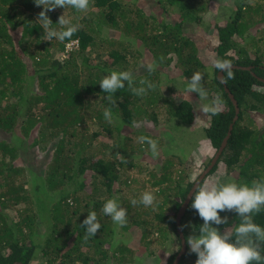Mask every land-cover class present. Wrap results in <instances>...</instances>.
<instances>
[{
	"label": "trees",
	"instance_id": "obj_1",
	"mask_svg": "<svg viewBox=\"0 0 264 264\" xmlns=\"http://www.w3.org/2000/svg\"><path fill=\"white\" fill-rule=\"evenodd\" d=\"M136 1L90 0L89 9H98L85 13L57 7L48 12L53 27H57L55 23L64 11L72 23L79 25L70 40L60 42L42 40L44 31L36 16L43 6H36L34 0H0V264H30L39 252L47 257L55 255L44 264H53L59 255L61 261L57 264H110L104 236L96 234L85 240L81 223L89 212L95 211L100 232L107 234L106 223L111 219L102 213L103 204L115 198L127 209L128 217L133 212L130 201H139L147 187L137 185L145 176L149 177L148 185L164 196L162 206H171L168 213L162 207L155 218L173 227L180 249L177 213L200 176L192 178L191 172L184 171L182 159L187 157L183 158L179 150L177 154L167 148L165 136L169 132L160 135L159 126H194L197 112L193 102L171 97L173 87L163 88L162 70L175 62L187 77L180 86L187 85L194 72L203 73L206 66L198 55L192 29L195 23H203L201 13H210V0H153L154 10L149 13L136 7ZM224 6L228 13L226 22L217 24L215 29L218 60L250 66L251 70L232 68V79L224 74L240 113L218 162L200 184L226 176L228 183L251 185L253 180L264 179V81L259 80L264 77V0L253 4L250 0H228ZM171 14L177 17L172 19ZM106 25L114 30L103 31ZM253 27L260 31V43L256 37L247 41L246 33ZM242 38L250 42L256 54L243 47L239 41ZM72 42L76 43L67 50L66 45ZM94 56L98 59L95 63L91 61ZM144 57L149 58L148 63L155 62L156 69L149 73L145 63L144 70L133 74V86L140 87L139 80L145 79L155 88L137 96L125 82V88L114 94L117 105L112 108L113 122L109 123L103 113L111 106L105 100L107 94L102 91L100 80L111 71L135 69ZM210 71L214 75L206 80L208 76L203 73V85L209 98L213 90L223 100L221 112L210 115L203 126L207 147L215 156L236 109L218 79L219 70L213 67ZM168 80L173 84L177 81ZM91 123L96 130L87 128ZM140 136L157 141V166L148 164L150 146L140 143ZM118 154L127 163H122ZM38 162L45 168L36 167ZM137 162L142 163L140 167ZM210 163L205 161L201 171ZM130 169L141 174L132 181L137 186L131 193L135 191L129 196L115 195L133 184L129 182ZM192 199L193 196L181 222L186 240L194 230L198 234L203 224L190 207ZM21 202H25V208L16 211L15 218L10 216L7 209ZM142 206L139 203L135 208ZM220 215L228 218L227 224L218 226L221 233L234 230L239 223L235 212ZM59 216L63 223L56 220ZM253 219L264 227V208ZM131 221L151 225V220L141 221L138 216ZM111 224L114 230L116 224L112 220ZM49 233L53 234L51 238ZM71 242L73 246L69 247ZM89 246L101 255L99 259L91 256ZM110 247L114 252H125L124 248ZM261 252L264 255V248ZM196 259L187 245L179 264H195Z\"/></svg>",
	"mask_w": 264,
	"mask_h": 264
},
{
	"label": "clouds",
	"instance_id": "obj_2",
	"mask_svg": "<svg viewBox=\"0 0 264 264\" xmlns=\"http://www.w3.org/2000/svg\"><path fill=\"white\" fill-rule=\"evenodd\" d=\"M36 6H43V10L37 16L41 28L44 31L42 40L52 41L56 39L60 42L70 40L79 30V25L72 23L71 18L65 15V11L59 16L53 27L48 12L57 7L64 9L73 8L77 12H86L90 6V0H34ZM74 44V43H72ZM214 67L223 73L220 76L222 82L234 78L232 64L228 60H216ZM146 71L154 72L155 62L145 65ZM219 73V72H218ZM219 79V78H218ZM204 74L194 72L190 79H187L186 91L197 93L199 101L198 107L205 116L218 115L222 110L223 100L216 95L209 98V94L203 85ZM125 82L132 93L137 96L145 95L148 89H154L155 85L145 79H140V87H134V75L130 71H111L104 76L99 84L104 93L105 100L111 106L106 108L103 115L109 122H113L112 108L117 105L114 95L117 90L125 88ZM147 85V88L144 87ZM176 99V96H173ZM140 143H147L153 158L159 156L158 143L156 140L146 136L139 137ZM122 163H127L124 156L118 154ZM183 201H181L182 203ZM130 203L135 206L138 203L145 207L155 206L156 198L153 193L145 191L139 201L132 199ZM190 207L194 209L203 224L199 226L198 234L195 230L187 237L186 243L189 252L195 253L197 259L195 264H260L264 261L261 249L264 248V227L254 222L253 215L259 213L264 208V179L253 180L249 184H237L235 182L221 183L219 179L205 181L203 184H196L193 190V199ZM235 212L240 218L234 230H219L220 225L227 224L228 218L222 217L221 212ZM102 213L110 216L112 221L122 227L127 223V209L118 204L115 198L108 199L102 206ZM215 225V226H214ZM81 226L85 229V237L95 236L101 228L95 211L89 212L82 221ZM184 225L181 226L183 228ZM234 237V241L232 238Z\"/></svg>",
	"mask_w": 264,
	"mask_h": 264
},
{
	"label": "rangeland",
	"instance_id": "obj_3",
	"mask_svg": "<svg viewBox=\"0 0 264 264\" xmlns=\"http://www.w3.org/2000/svg\"><path fill=\"white\" fill-rule=\"evenodd\" d=\"M253 4L256 0H250ZM211 2V3H210ZM154 3L153 0H137L136 7H141L145 10L146 13H149L154 10V6H152ZM228 0H210L209 1V12L210 13H201L203 14V23H195L193 25V36L196 40L197 46H198V55L200 59L203 61L204 65L206 66L205 70L203 71L204 74H207L208 78L206 80H210V77L214 75L213 71H210L211 68L214 67V62L218 60V54L215 51V44L217 42V31L215 30L217 27L216 25H223L226 22L227 19V11L224 6V4H227ZM217 4V5H216ZM216 5V6H215ZM90 9L97 10L98 8L96 6H91ZM88 9V10H90ZM87 12V11H86ZM85 13V12H84ZM38 16V15H37ZM36 16V17H37ZM172 19L177 17L175 14L169 15ZM261 26V25H259ZM109 26H104L103 31H106L108 33L112 32L114 29H108ZM250 31L246 33V36H248L247 41L254 40L256 37V41L259 43L262 41L261 38H257L260 35V31L258 32L255 27L250 28ZM199 36L200 39L198 38ZM246 39V38H245ZM245 39L239 40L244 48L248 49L251 54H256V49L251 47L249 43H246ZM76 43V42H72ZM72 43H69L66 45L67 50H71V47L74 46ZM256 43V44H259ZM146 56V55H145ZM262 56V55H260ZM98 58V56H97ZM105 58V57H104ZM103 58V59H104ZM255 58V57H253ZM264 60V57H262ZM98 59L95 58V56L91 59L93 63H95ZM149 58L144 57L143 63L139 66H135V69H129L130 72L133 74H138L139 70L143 69V65L148 63ZM163 76V88H167L168 86L173 87L172 96H176V100H189L193 102L195 106V111L197 112V122L194 126H186V125H174L170 128L166 126V124H162L159 126V134L164 135L166 132H169L165 138L168 140L167 148L169 150H172V153H177V150L182 153L183 158L182 162H184V171L185 172H191L192 178L199 177L202 172L201 168L204 167V162L209 161V159L214 156L213 151L211 147H207L209 145L208 140L205 138L206 135L203 130V126H205V123L207 120H209V116H205L201 113L198 103H205L206 101H199L197 93H188L186 91L187 85L180 84L183 81H186L187 77L183 75L182 69L180 70L175 62H173L166 70H162ZM170 78H176L177 81L173 84L168 79ZM179 82V83H178ZM39 84V81L36 82ZM216 91H213L210 93L211 98L216 96ZM210 98V99H211ZM38 109V107H37ZM39 110V109H38ZM37 112V110H36ZM254 120L259 118L257 116H253ZM252 118V119H253ZM87 128H90L91 130H96L97 127L91 124L87 125ZM135 144L137 143V139L135 138L133 141ZM172 144L175 148L169 147V145ZM195 144V146H194ZM197 144V145H196ZM171 153V154H172ZM178 154V153H177ZM149 160L148 164H151L153 166H157L159 160L158 157L153 158L152 156L147 157ZM192 161V164H190ZM138 166L142 163L137 162ZM181 165L180 167H182ZM41 169L45 168L44 165L41 162L36 163V167H39ZM130 183H133V179H137L141 175L140 172L137 169H130ZM148 176H145L143 180H140V183L137 185L143 186V184L146 187L145 191L151 192L154 194L156 201L158 203L155 204V206L150 207H139L138 210L135 208L137 205L132 206L133 212L131 215L127 217V223L120 227L118 225L112 226L111 224V217L109 218L111 220L107 221L108 229L109 231L107 234L104 235L103 232H100V229L98 230L97 234H100V237L104 236L105 244L104 248L108 250L109 254V261L110 264H169L171 262L173 254L177 252L179 249V242H178V236L173 231V227L170 226L167 223L163 221H158L155 218V214L162 211V207L165 208V212L168 213L171 211V206L168 204L166 206H162V203L164 201V196L159 195L156 193V188L151 187L148 185L146 180L148 179ZM145 179V180H144ZM221 183H228V178L226 176H221L219 178ZM145 181V182H144ZM144 182V183H142ZM24 183V182H22ZM26 187L29 185L25 183ZM135 183L131 185V187L128 189L126 188L122 192H117L115 195L118 196H129L131 195V189L135 186H137ZM114 194V193H113ZM167 198V197H166ZM12 203V202H11ZM73 203V202H71ZM26 204L25 202H21L15 205L14 208H8L7 212L10 216H14V218L17 215L16 211L22 210L25 208ZM138 216L139 220H151L150 224H136L132 223V219L134 217ZM58 221H61L60 216L56 219ZM64 221V220H63ZM61 221L60 223H63ZM156 222V223H155ZM57 223V221H56ZM64 225V224H63ZM130 226V227H129ZM163 227V230H161ZM49 235V238L53 236V234H47ZM164 237H167V239H164ZM74 238V236L72 237ZM43 238H40L39 240H42ZM93 244V240L90 239V245ZM73 246V243L71 242L69 247ZM110 246L120 247L124 248L125 252L122 253L120 250H117V252H114L113 248ZM90 250L89 252L93 255H91L95 259H99L101 255L94 252V248L88 247ZM179 251L176 253V255L179 253ZM55 255L51 256H44L42 253H38L37 256L31 261L30 264H44L49 258H53ZM64 257L70 256L68 254L62 255ZM60 255L56 257L55 262L53 264L60 263ZM192 264V263H191Z\"/></svg>",
	"mask_w": 264,
	"mask_h": 264
},
{
	"label": "water",
	"instance_id": "obj_4",
	"mask_svg": "<svg viewBox=\"0 0 264 264\" xmlns=\"http://www.w3.org/2000/svg\"><path fill=\"white\" fill-rule=\"evenodd\" d=\"M232 68H241V69H248V70H251V67L250 66H239V65H232ZM223 75L222 72L219 71L218 73V78L219 80L222 82V80L220 79V76ZM259 80H263L264 81V77H259ZM225 86V90L226 92L228 93L229 97L231 98L234 106H235V109H236V115L234 117V120L232 122V124L230 125V128H229V131H228V134L227 136L224 138L218 152L216 153V155L213 157L211 163L209 164V166L204 170V172L200 175V177L196 180V182L194 183L192 189L190 190V192L188 193L187 195V198L185 199L184 203L182 204V206L180 207L178 213H177V217H176V224H177V231L180 235V238H181V249L179 251V253L176 255L174 261L172 264H179L180 263V260L181 258L183 257V255L186 253L187 251V243H186V239L184 237V232H183V229L181 228V222H182V218L186 212V209H187V206L193 196V190L195 189V186L196 184H200L202 182V180L204 179V177L211 171V169L214 167V165L218 162L219 160V157L221 156L224 148L226 147L227 145V142L229 140V137L231 136L232 134V129H233V124L234 122L238 119L239 117V113H240V107H239V104H238V101L235 97V95L230 91L228 85L225 83V82H222Z\"/></svg>",
	"mask_w": 264,
	"mask_h": 264
}]
</instances>
